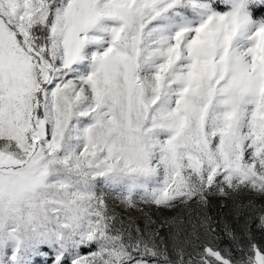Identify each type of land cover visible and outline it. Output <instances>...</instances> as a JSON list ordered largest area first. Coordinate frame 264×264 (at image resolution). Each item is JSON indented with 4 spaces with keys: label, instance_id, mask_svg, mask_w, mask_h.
I'll use <instances>...</instances> for the list:
<instances>
[{
    "label": "snow or ice",
    "instance_id": "1",
    "mask_svg": "<svg viewBox=\"0 0 264 264\" xmlns=\"http://www.w3.org/2000/svg\"><path fill=\"white\" fill-rule=\"evenodd\" d=\"M0 264H264V0H0Z\"/></svg>",
    "mask_w": 264,
    "mask_h": 264
},
{
    "label": "rangeland",
    "instance_id": "2",
    "mask_svg": "<svg viewBox=\"0 0 264 264\" xmlns=\"http://www.w3.org/2000/svg\"><path fill=\"white\" fill-rule=\"evenodd\" d=\"M209 200H210L211 205H213V207H210L209 212L211 215H213L214 218L219 219L222 213L227 212V209H220L219 208V204L222 202V198L210 197ZM117 211L120 212L122 215H128L129 214L128 212H125L123 209H120V208H117ZM146 211H147V209H146ZM130 214L133 216H139V213L135 212V211H132ZM172 214L173 213L168 212V211H165L162 213V215H165V216H170ZM153 215L154 216L157 215L155 210H153ZM228 219L232 220V217L229 216ZM138 222H141V221L138 220ZM253 230L256 231L254 224H253ZM256 234H257L258 239L261 238V234L259 232H257ZM221 235H223V234L221 233ZM220 243H221V245H227V244H229V241L227 240V238H224L220 241Z\"/></svg>",
    "mask_w": 264,
    "mask_h": 264
}]
</instances>
